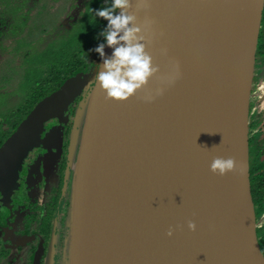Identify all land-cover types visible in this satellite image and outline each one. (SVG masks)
I'll list each match as a JSON object with an SVG mask.
<instances>
[{
	"label": "water",
	"instance_id": "obj_1",
	"mask_svg": "<svg viewBox=\"0 0 264 264\" xmlns=\"http://www.w3.org/2000/svg\"><path fill=\"white\" fill-rule=\"evenodd\" d=\"M263 0H122L98 67L0 148L10 189L81 89L66 264H257L248 102Z\"/></svg>",
	"mask_w": 264,
	"mask_h": 264
},
{
	"label": "flooded vegetation",
	"instance_id": "obj_2",
	"mask_svg": "<svg viewBox=\"0 0 264 264\" xmlns=\"http://www.w3.org/2000/svg\"><path fill=\"white\" fill-rule=\"evenodd\" d=\"M121 1L0 0V93L15 91L20 80L31 84L26 94L15 96L11 108L0 106V148L38 103L69 79L89 75L98 67ZM81 36L84 45L79 42ZM31 71L39 72L38 78L24 77ZM93 85L72 98L60 119L44 124L12 187L0 188V264H47L51 253L55 264L66 260L73 170L67 164L65 129L74 126L79 105ZM247 138L256 240L264 256V0L254 53ZM56 239L59 242L54 245Z\"/></svg>",
	"mask_w": 264,
	"mask_h": 264
},
{
	"label": "rangeland",
	"instance_id": "obj_3",
	"mask_svg": "<svg viewBox=\"0 0 264 264\" xmlns=\"http://www.w3.org/2000/svg\"><path fill=\"white\" fill-rule=\"evenodd\" d=\"M83 38H84L83 36L80 37L79 42H81V45H82V43L84 45ZM73 42H75V39ZM38 75H39V72L35 73L34 71H31V73L26 74L24 77L26 79H34V78L36 79V78H38ZM29 85H31V84H27V81L24 79V80H20L19 82L16 83V85L14 86L15 91L11 92L10 94L5 95L6 93L1 91V93L3 95H1V93H0V106L3 107V110H6L7 108H11L13 106V104L15 103V96L20 98V97H22V95L26 94V91L28 90ZM3 98H5L4 101H3ZM73 125H74V123H73ZM81 127H82V124H79L76 127L74 125V126H70V127L65 129L66 130L65 131L66 132V141H67V145H68V148H67L68 149V155L66 157L67 158V164L68 165L71 164L72 167H73V164L75 161V153H76V150L78 148L79 141H80V133L82 131ZM70 192H71V190H70ZM70 198H71V195L69 194V205H70ZM58 242H59V240L56 239L53 242V244L56 245V244H58ZM64 245H65V255H67V237L65 239ZM51 255H52V253L50 254V257H49L47 264H53V263L55 264L53 257ZM66 261H67V259L65 261L62 259L60 264H66Z\"/></svg>",
	"mask_w": 264,
	"mask_h": 264
},
{
	"label": "bare ground",
	"instance_id": "obj_4",
	"mask_svg": "<svg viewBox=\"0 0 264 264\" xmlns=\"http://www.w3.org/2000/svg\"><path fill=\"white\" fill-rule=\"evenodd\" d=\"M257 264H264V258H262Z\"/></svg>",
	"mask_w": 264,
	"mask_h": 264
},
{
	"label": "trees",
	"instance_id": "obj_5",
	"mask_svg": "<svg viewBox=\"0 0 264 264\" xmlns=\"http://www.w3.org/2000/svg\"><path fill=\"white\" fill-rule=\"evenodd\" d=\"M107 40V39H106ZM105 43H106V41H105ZM104 46V45H103ZM262 255V254H261Z\"/></svg>",
	"mask_w": 264,
	"mask_h": 264
}]
</instances>
